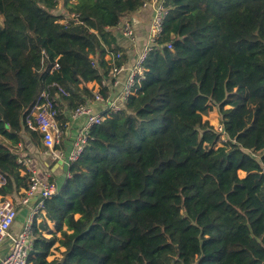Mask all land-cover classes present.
<instances>
[{
  "label": "trees",
  "instance_id": "trees-1",
  "mask_svg": "<svg viewBox=\"0 0 264 264\" xmlns=\"http://www.w3.org/2000/svg\"><path fill=\"white\" fill-rule=\"evenodd\" d=\"M145 1L64 0L79 21L62 23L58 0H0L1 194L29 188L14 146L23 129L40 137L25 124L40 93L58 82L70 109L93 99L86 84L129 58L113 29ZM165 5L141 86L92 127L44 203L62 257L47 260L56 232L38 233L29 264H264V0Z\"/></svg>",
  "mask_w": 264,
  "mask_h": 264
},
{
  "label": "built area",
  "instance_id": "built-area-1",
  "mask_svg": "<svg viewBox=\"0 0 264 264\" xmlns=\"http://www.w3.org/2000/svg\"><path fill=\"white\" fill-rule=\"evenodd\" d=\"M147 6L152 7V15L147 29L146 43L133 60L131 66L127 67L126 63L122 65L113 64L108 75L102 79V82H98L95 86L91 87L94 92L93 99L95 101L104 102L105 108L101 112H94L87 102L72 109L71 113L73 117L83 116L86 120L78 128L73 147L67 155L69 165L78 160L83 153L86 144L88 143L92 127L101 123L106 115L119 111L124 106L128 97L135 94L138 87L141 86L142 80L145 77V67L143 63L148 53L156 44L157 39L160 37L168 13L165 0L145 1L142 4V7ZM60 14H63V17L60 19V22L62 23H68L70 19L76 22L79 21L78 16L75 13L60 12ZM117 28L120 29L121 33L126 38L130 39L132 43L136 42V30L129 17L123 18ZM167 47L172 48V44L167 43ZM121 56V52L116 54V57ZM109 57L111 60L112 56L106 55V58ZM93 67L96 69L98 68V64L95 61H93ZM59 68L60 64L56 58L52 64L50 73H53ZM123 72H127L126 78L123 81L122 88L115 93L113 92V88L118 83V76ZM52 86L55 87V94L51 95L49 91L43 90L40 93L37 102L27 112L25 116V124L28 128L38 131V133L41 134L43 143L48 149V154L53 158H59L62 156V153L57 150V144L61 142L65 128H63L58 121V116L60 114L58 99L62 96H69V91L58 82H53ZM101 87H107L106 95L100 91ZM215 130L218 133H224V127L221 123L218 128L215 127ZM222 138L224 139L225 136H222ZM18 162L23 165L26 164V161L23 158H18ZM29 181L30 185L26 190L27 196L23 199V202H28L29 198L38 191L40 192V197L38 202L32 208L27 220L24 222L21 231L15 235L11 233V229L17 217V209L12 198L0 193V242L7 237H10L12 241L10 252L0 260V264H29L34 240V215L38 211L44 210L45 201L58 193L55 186L40 179L35 174L30 175ZM4 182L5 178L0 173V187Z\"/></svg>",
  "mask_w": 264,
  "mask_h": 264
},
{
  "label": "crops",
  "instance_id": "crops-1",
  "mask_svg": "<svg viewBox=\"0 0 264 264\" xmlns=\"http://www.w3.org/2000/svg\"><path fill=\"white\" fill-rule=\"evenodd\" d=\"M152 7H140L134 14L129 18L132 21L136 34L137 40L135 43L128 38H126L120 31V29H113L117 42L121 45L127 55L128 61L126 66L130 67L133 63L135 57L139 54L141 49L146 43L147 38V29L151 20ZM119 31V32H118ZM97 74H105L104 69L98 65L96 69ZM127 72H123L118 76V83L113 88V92H117L122 88L123 81L125 80ZM98 81L93 80L88 82L87 87L91 88L96 85ZM88 104L92 107L94 112H101L105 108L104 102H99L93 100H88ZM60 114L58 116V121L60 125L65 128L62 140L57 144V150L62 153V156L59 158H53L48 154V149L44 145L43 140L40 137H37L30 130L23 129L21 131L22 141L14 146L15 151L19 154L18 158H23L26 161L25 170H21L22 174L26 172L29 173V177L32 174H35L40 179L49 182L55 186L59 191L65 184L68 176L70 175V165L68 164L67 155L73 147V143L76 137L78 128L85 122V117H73L72 109H70L67 101L64 100V96L59 97L58 99ZM204 116V115H203ZM204 119H206L204 117ZM25 188H20L19 190L14 191L12 194H6L8 197L12 198L17 209V217L14 224L12 225L11 233L13 235L21 231L24 222L27 220L30 212L34 205L38 202L40 197V192H36L31 196L28 202L24 203L23 199L26 198ZM45 210L38 211L33 218V228H34V240L38 236V233L43 236L45 239H50L53 236V232H56L54 228V223L45 218ZM47 222H44V221ZM41 223H47L48 229L39 228ZM38 228V229H37ZM38 230V231H37ZM57 240L54 245L51 247L50 254L47 256V260L51 261L53 259H60L63 255L64 246L60 245V240L63 239L60 232H56ZM12 241L10 237L4 238L0 242V260L4 258L11 249Z\"/></svg>",
  "mask_w": 264,
  "mask_h": 264
},
{
  "label": "rangeland",
  "instance_id": "rangeland-1",
  "mask_svg": "<svg viewBox=\"0 0 264 264\" xmlns=\"http://www.w3.org/2000/svg\"><path fill=\"white\" fill-rule=\"evenodd\" d=\"M58 1H59V5L55 10H56V12L64 13V0H58ZM116 29L118 30V28H116ZM205 111H207V112L204 113ZM203 115L207 120H209V122L214 127H217V128L219 127V125H220V113H219L218 108L216 106H209L208 108H206L203 111ZM247 176H248V173H246L244 171H240V177L241 178L245 179Z\"/></svg>",
  "mask_w": 264,
  "mask_h": 264
}]
</instances>
